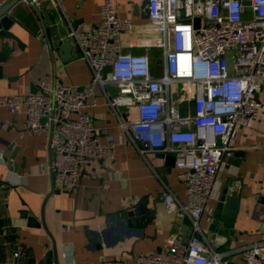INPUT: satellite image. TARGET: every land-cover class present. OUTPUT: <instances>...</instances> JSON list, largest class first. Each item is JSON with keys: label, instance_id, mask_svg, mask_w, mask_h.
I'll list each match as a JSON object with an SVG mask.
<instances>
[{"label": "built area", "instance_id": "2783aa9c", "mask_svg": "<svg viewBox=\"0 0 264 264\" xmlns=\"http://www.w3.org/2000/svg\"><path fill=\"white\" fill-rule=\"evenodd\" d=\"M22 1L42 12L43 0ZM142 1L147 21L139 31L118 16L114 0H103L95 26L62 38L90 68L84 88L38 81L36 93L0 96V108L24 114L29 133H46L50 173L62 186H75L84 168L115 154L114 141L87 111L99 90L138 152L173 156L186 184V204L169 189L162 199L167 214L190 217L194 234L171 237L165 255L139 253L134 264H228L198 236V220L217 191L219 170L238 149L237 129L260 114L264 0ZM126 110L134 111L132 119ZM241 258L264 264V242L242 249Z\"/></svg>", "mask_w": 264, "mask_h": 264}, {"label": "crops", "instance_id": "0c3cea01", "mask_svg": "<svg viewBox=\"0 0 264 264\" xmlns=\"http://www.w3.org/2000/svg\"><path fill=\"white\" fill-rule=\"evenodd\" d=\"M11 1L0 0V8ZM114 2L118 16L130 19L139 31L147 21L144 2ZM102 3L43 0L41 21L32 6L20 0L11 11L22 26L14 24L9 32L22 47L12 40L3 47L0 39V51L9 59L1 64L0 96L31 93L38 90V81L84 88L91 71L80 50L72 43L71 57L64 60L60 47L70 31L80 34L100 21ZM52 11L57 14L54 22ZM156 51L149 53L156 57ZM256 98L261 104L259 117L251 127L237 129L238 149L219 170L217 191L198 220V236L207 239L221 199H237L234 207L224 208L233 211L227 242H214L228 264H244L242 249L264 242V83ZM89 103L87 111L95 125L105 129V137L114 141L115 154L84 168L77 185L66 187L49 171L46 133H29L24 114L11 115L0 108V264H134L137 254H164L169 238L194 234L190 217L167 214L162 199L169 189L181 203L187 202L186 184L175 165H167L161 153L142 156L99 90ZM126 111L132 119L134 111ZM141 202L145 210L137 214ZM23 210L35 222L21 220Z\"/></svg>", "mask_w": 264, "mask_h": 264}, {"label": "water", "instance_id": "95a60500", "mask_svg": "<svg viewBox=\"0 0 264 264\" xmlns=\"http://www.w3.org/2000/svg\"><path fill=\"white\" fill-rule=\"evenodd\" d=\"M20 0H12L11 2L7 3L3 7L0 8V39L2 41L3 47H5V41L6 40H12L17 43V45L21 48L22 44L19 40V38L16 35H13L9 32V29L12 25L18 24L19 26H22V24L17 21L11 11V9L19 2ZM250 3L248 1L244 2V5H249ZM34 12L37 14L39 19L43 21V16L41 14V11L35 7L34 5H31ZM56 12L52 11L50 13V19L51 21H55L56 19ZM195 26L198 28L199 26V19L195 21ZM73 48V44L71 41H66L63 43L60 47V51L63 54V59L68 60L71 57V50ZM8 55L3 50L0 51V76H3V66L1 64L8 62ZM38 90L32 91L31 93H36ZM160 157L164 158L166 160L167 165L172 166L174 164V157L169 154H160ZM237 199H234L232 197H224L221 199L220 204L218 205L216 213L211 217L213 219L214 223L210 227V234L207 236V240L212 244L214 248H217L216 245H214L215 240L219 243L221 242H227V238H229V227L233 225V211H226V208L234 207L232 203H236ZM227 202V203H225ZM144 202H141L140 206L137 207L136 213L139 214L140 212H143L145 209H143L142 205ZM225 208V209H224ZM224 213V214H223ZM20 219L21 220H27V223L35 222V219L32 217H29V213L26 210L20 211ZM131 214V213H130ZM24 222V221H23ZM21 221H14V225H21L24 224ZM222 223L223 228L217 229L216 223ZM217 233L222 239H216ZM226 237V239H224Z\"/></svg>", "mask_w": 264, "mask_h": 264}]
</instances>
